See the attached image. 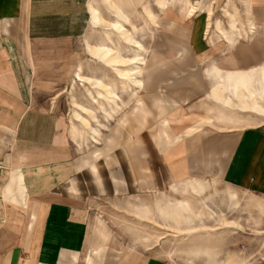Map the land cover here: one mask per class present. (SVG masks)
<instances>
[{"label": "crops", "instance_id": "obj_1", "mask_svg": "<svg viewBox=\"0 0 264 264\" xmlns=\"http://www.w3.org/2000/svg\"><path fill=\"white\" fill-rule=\"evenodd\" d=\"M263 80L264 0H0V264H172L120 202L264 197Z\"/></svg>", "mask_w": 264, "mask_h": 264}, {"label": "rangeland", "instance_id": "obj_2", "mask_svg": "<svg viewBox=\"0 0 264 264\" xmlns=\"http://www.w3.org/2000/svg\"><path fill=\"white\" fill-rule=\"evenodd\" d=\"M176 187L120 202L164 209L148 217L156 227L146 230L159 238L153 249L172 264H264V197L214 180ZM111 203H101L104 212L134 220L131 213L114 212Z\"/></svg>", "mask_w": 264, "mask_h": 264}, {"label": "bare ground", "instance_id": "obj_3", "mask_svg": "<svg viewBox=\"0 0 264 264\" xmlns=\"http://www.w3.org/2000/svg\"><path fill=\"white\" fill-rule=\"evenodd\" d=\"M139 44V43H138ZM132 72H133V74H135V71H134V69H132L131 71H130V76H132L133 74H132Z\"/></svg>", "mask_w": 264, "mask_h": 264}]
</instances>
